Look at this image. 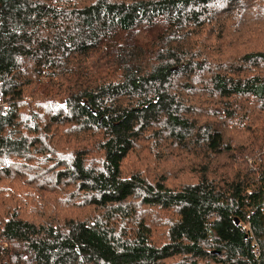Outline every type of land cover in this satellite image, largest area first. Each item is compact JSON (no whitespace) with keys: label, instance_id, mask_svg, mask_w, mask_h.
Instances as JSON below:
<instances>
[{"label":"trees","instance_id":"trees-1","mask_svg":"<svg viewBox=\"0 0 264 264\" xmlns=\"http://www.w3.org/2000/svg\"><path fill=\"white\" fill-rule=\"evenodd\" d=\"M264 0H0V264H264Z\"/></svg>","mask_w":264,"mask_h":264},{"label":"built area","instance_id":"built-area-1","mask_svg":"<svg viewBox=\"0 0 264 264\" xmlns=\"http://www.w3.org/2000/svg\"><path fill=\"white\" fill-rule=\"evenodd\" d=\"M257 153H258V156H260L262 153H264V148L262 151H258Z\"/></svg>","mask_w":264,"mask_h":264}]
</instances>
